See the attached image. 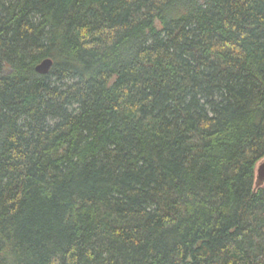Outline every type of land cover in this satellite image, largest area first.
Returning <instances> with one entry per match:
<instances>
[{"label":"trees","instance_id":"16d2710c","mask_svg":"<svg viewBox=\"0 0 264 264\" xmlns=\"http://www.w3.org/2000/svg\"><path fill=\"white\" fill-rule=\"evenodd\" d=\"M263 158L264 0H0V264H264Z\"/></svg>","mask_w":264,"mask_h":264},{"label":"water","instance_id":"95a60500","mask_svg":"<svg viewBox=\"0 0 264 264\" xmlns=\"http://www.w3.org/2000/svg\"><path fill=\"white\" fill-rule=\"evenodd\" d=\"M52 65V60L50 58L43 59L39 64L35 66V70L39 73H47ZM264 184V159L258 162L256 166L254 188Z\"/></svg>","mask_w":264,"mask_h":264},{"label":"rangeland","instance_id":"374dc122","mask_svg":"<svg viewBox=\"0 0 264 264\" xmlns=\"http://www.w3.org/2000/svg\"><path fill=\"white\" fill-rule=\"evenodd\" d=\"M264 159V158H263Z\"/></svg>","mask_w":264,"mask_h":264}]
</instances>
